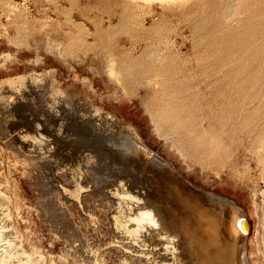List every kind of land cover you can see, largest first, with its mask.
I'll list each match as a JSON object with an SVG mask.
<instances>
[{"label": "rangeland", "instance_id": "rangeland-1", "mask_svg": "<svg viewBox=\"0 0 264 264\" xmlns=\"http://www.w3.org/2000/svg\"><path fill=\"white\" fill-rule=\"evenodd\" d=\"M262 132L264 0H0V264H264Z\"/></svg>", "mask_w": 264, "mask_h": 264}, {"label": "bare ground", "instance_id": "bare-ground-1", "mask_svg": "<svg viewBox=\"0 0 264 264\" xmlns=\"http://www.w3.org/2000/svg\"><path fill=\"white\" fill-rule=\"evenodd\" d=\"M129 73L131 74V75H136L137 73H139L140 71H138L137 70V68L135 67V66H132V67H130V69H129ZM156 75V74H155ZM136 77V76H135ZM163 83H165L164 81H162ZM161 82V83H162ZM176 87V86H175ZM177 91V93L178 92H181V89H174V86H173V88H172V90L170 91V92H176ZM170 92H169V94H170ZM164 102H165V100H164ZM179 107H181V105H179ZM179 107L177 106V107H173V106H171L170 104H163V107L161 106V112L164 114V117L165 118H167V119H169V120H175L176 121V123H175V125H177V124H179L180 123V119H181V117L179 116V113H178V109H179ZM249 119V118H248ZM224 120H231V121H234L235 120V118H233V117H228V118H226V119H224ZM231 123H234V122H231ZM161 129V128H160ZM256 133V132H255ZM174 135V134H173ZM195 136L193 137V136H190V139H193L194 140V138L195 137H198V134L196 133V134H194ZM263 136V132H262V134H260V137H261V144H263L264 143V136ZM199 138V137H198ZM197 140V139H196ZM197 144V143H196ZM194 145V144H193ZM194 146H196V145H194ZM202 197V196H201ZM206 202V201H205ZM198 205V204H197ZM202 205V204H201ZM199 206V205H198ZM197 208H199V207H197ZM204 208V207H203ZM202 208V209H203ZM208 208V207H207ZM231 208H233V207H231ZM201 210V209H200ZM207 210V209H206ZM149 214V212L148 211H145L142 215L144 216V215H148ZM237 218H239V220L240 221H238V219ZM237 218H236V221H235V226H236V229L241 233V234H243L245 237H246V235H248L249 233H250V231H246L247 230V225H246V223L245 224H241V222L242 221H244V216L243 215H241V216H237ZM136 219H137V217H136ZM211 219V218H210ZM205 220V219H204ZM212 220V219H211ZM203 221V220H202ZM207 221V220H206ZM208 221H210V220H208ZM238 221V222H237ZM229 222V221H228ZM203 223V222H202ZM207 224H208V222H207ZM224 224H225V222H224ZM203 226H204V224H203ZM225 226V225H224ZM227 226H229V225H227ZM226 229V228H225ZM230 229V228H229ZM228 229V230H229ZM230 232V231H229ZM227 233H228V231H227ZM231 233H232V231H231ZM220 234V233H219ZM229 235V234H228ZM233 235V234H232ZM234 236V235H233ZM223 238V237H222ZM224 238H226V237H224ZM230 238V237H229ZM234 238H236V237H234ZM231 239H233L232 237H231ZM236 241H238V240H236L235 239V241L234 242H236ZM240 241V240H239ZM214 242V241H213ZM226 242H227V240H226ZM229 243V242H228ZM232 243V242H231ZM237 243V242H236ZM212 244V243H211ZM241 244V243H240ZM243 244H244V239H243ZM223 245H225V243L223 244ZM233 245V244H232ZM231 245V247H233ZM238 246H239V243H238ZM244 246V245H243ZM228 247V246H227ZM245 247V246H244ZM233 248H236V249H238L237 247H233ZM228 249V248H227ZM232 249V248H231ZM234 250V249H233ZM232 250V251H233ZM239 250V249H238ZM242 250V249H241ZM224 251V250H223ZM227 251V250H226ZM230 252V251H229ZM241 252V251H240ZM210 253V252H209ZM212 254V253H211ZM210 254V255H211ZM225 254V253H224ZM231 254V253H230ZM241 254H243V252L241 253ZM240 254V255H241ZM228 255V254H227ZM234 255V254H233ZM238 255H239V253H238ZM237 255V256H238ZM239 255V256H240ZM246 255V254H245ZM218 256V255H217ZM226 256V255H225ZM231 256V255H230ZM236 256V255H235ZM235 256H234V260H235ZM238 256V257H239ZM201 258H203L204 259V257L203 256H201ZM231 258V257H230ZM244 258V257H243ZM228 259V258H227ZM233 260V259H232ZM230 261V263H232L233 261ZM239 260V259H238ZM240 260H242V262H243V259H240ZM246 260V259H245ZM235 262V261H234ZM233 262V263H234ZM238 262V261H237ZM229 263V262H228ZM241 263V262H240ZM236 264V263H235ZM243 264V263H242Z\"/></svg>", "mask_w": 264, "mask_h": 264}]
</instances>
